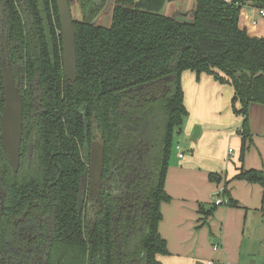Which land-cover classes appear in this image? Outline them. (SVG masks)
Instances as JSON below:
<instances>
[{"label": "trees", "instance_id": "1", "mask_svg": "<svg viewBox=\"0 0 264 264\" xmlns=\"http://www.w3.org/2000/svg\"><path fill=\"white\" fill-rule=\"evenodd\" d=\"M74 1L82 18L73 20L77 57L73 84H67L63 72L56 0H0L3 18L0 38L7 44V51L0 50V56L8 57L13 71L25 78L29 88L36 82L47 113L58 110L67 99L69 111L75 113L79 105L87 116L97 115L104 138L113 133L118 135L121 121L137 130L144 123L142 135L154 146L157 169L149 193L148 216L141 231L124 238L119 262L109 230L104 227L98 238L90 236L84 244L79 236L70 240L73 231H66L65 227L71 222V209L75 205L72 176L84 171L85 165L75 159L56 160L61 175L50 190L54 192L59 229L50 245L47 264H163L157 259V255L168 254L166 242L158 232L160 204L170 198L164 181L173 134L181 130L187 116L181 73L193 71L196 78L206 73L232 86V107L241 117L242 157L244 141L249 135V106L264 105V35L252 34L242 23V5L248 2L262 7L264 0H194L191 19L183 13L179 16L162 13L165 3L174 0H112L108 26L95 24L106 0L99 4L95 0H68L70 5ZM1 83L0 72V112ZM29 101L27 93L25 106ZM26 112L24 107L23 114ZM27 121L25 116L26 126ZM44 126L34 124L40 145L34 171L25 173L24 161H21L22 171L15 174L0 144V183L6 193L3 207L0 205L2 264H12L16 218L19 213L22 215L21 208L16 210L14 178H41L45 172L46 160L42 153L48 151V139ZM57 172L56 167L52 176ZM235 177L259 184L264 198V169H240ZM222 193L226 194L225 188ZM227 204L235 206L236 202L228 200ZM214 207L212 202L211 209Z\"/></svg>", "mask_w": 264, "mask_h": 264}, {"label": "flooded vegetation", "instance_id": "2", "mask_svg": "<svg viewBox=\"0 0 264 264\" xmlns=\"http://www.w3.org/2000/svg\"><path fill=\"white\" fill-rule=\"evenodd\" d=\"M100 2L101 0L98 2L95 0V4ZM72 4H75L80 11L76 1L71 3V8ZM112 6V0H106L104 8L96 16L95 21L101 14L111 15ZM81 18L80 11V19L77 20ZM2 19L0 16V30L3 29ZM0 41H2L1 52L4 48L7 51L6 42L4 43L2 38ZM2 56L8 63L15 81L19 82L22 97L19 166L15 172L12 171L20 174L21 161H24L25 173L34 171L38 166L37 156L40 155V145L37 142L38 133L34 129L35 123L45 125L48 139L46 144L48 151L42 153L46 160L44 175L41 178H14L16 210L21 208L22 215L20 216L19 213L16 218L17 231L11 247L12 264H47L50 245L57 237L59 229L56 222L54 192L50 187L61 175L56 160L67 158L75 159L85 165L84 171L72 176L73 188L76 189L75 205L71 209V222L68 223L67 228L65 227L66 231H73L70 233V240H76L79 236L84 244L90 236L98 238L100 229L104 227L105 230H109L116 259L120 262L124 238H130L136 230H142V223L148 216L151 203L149 193L157 165L154 160V146L142 135L145 124L143 123L137 130L135 126L129 127L127 123L121 121L117 131L119 134H109L108 138H104L97 115L93 113L87 116L79 105L76 106L75 113L69 111L67 99L59 105L58 110L52 109L47 113V108H43L41 103L42 98L39 96L36 82L33 81L29 88L25 78H22L19 72L13 71L8 57L1 54L0 60ZM66 81L69 85L75 82ZM27 93L30 101L25 106L24 97ZM24 107L27 109L26 115L23 114ZM25 116L28 119L27 126L24 124ZM110 122L115 123L112 115ZM74 126L76 127L73 129ZM95 143H99L97 149L102 147V168L99 177L91 179L90 155ZM56 167L58 172L52 176ZM5 196V191L0 190L1 207L4 205ZM118 245H120L119 249ZM0 264H2L1 260Z\"/></svg>", "mask_w": 264, "mask_h": 264}, {"label": "crops", "instance_id": "3", "mask_svg": "<svg viewBox=\"0 0 264 264\" xmlns=\"http://www.w3.org/2000/svg\"><path fill=\"white\" fill-rule=\"evenodd\" d=\"M193 8L194 0H174L164 5L162 13L166 16H179L180 13ZM110 16V13L107 16L101 14L95 22L97 25L108 26ZM241 17L242 23L248 26L252 34L264 35V19L258 16L257 7L245 4ZM187 18L191 19L190 14ZM181 85L183 103L188 110L185 133L190 134V124H198L199 133L196 137H201V143L200 146H194L190 156L183 155L178 158L182 160L179 167H167L164 189L170 198L160 204L161 219L158 232L165 240L168 252L179 255L184 264H193L199 260L201 262L197 264L207 263L202 259L203 252L198 249L204 247L207 237L211 246L219 244L217 250L211 248L213 255L208 261H212V264H264V258L260 255H264V198L259 184L244 180L248 191L252 188V194L242 191V197H238L241 203L228 194V200H234L236 205H215L212 209L215 210L213 215L211 210L200 206L213 190L212 184L206 178L205 168L209 167L201 162V150L207 149V154L211 153V159L217 162V152H213L209 145L213 139L216 141L218 133L222 132L221 128L226 126L222 116L223 107L220 104L224 100L219 97L223 85L206 73H201L196 78L195 73L189 70L181 73ZM222 97L225 99L223 95ZM241 130L240 125L236 131L237 135H231L233 132L223 133V139L217 141L227 143L229 139H234L239 143ZM263 132L264 105L252 103L248 110V136H251L250 133ZM194 162L203 164V170L197 171ZM247 167L245 166V169H252ZM243 168L239 167V170L237 168L233 172L238 173ZM250 207H253L255 212L248 213L253 209ZM257 215L263 221L260 228L255 227ZM207 222L213 227L212 232ZM157 259L163 264H168L165 255H157Z\"/></svg>", "mask_w": 264, "mask_h": 264}, {"label": "rangeland", "instance_id": "4", "mask_svg": "<svg viewBox=\"0 0 264 264\" xmlns=\"http://www.w3.org/2000/svg\"><path fill=\"white\" fill-rule=\"evenodd\" d=\"M72 11H73V14L76 15L75 17H79L80 19V11L77 9V6L75 4H72ZM190 11H192V9L182 12L185 18H187L189 14H191ZM105 16H107V14H105ZM221 84L223 85L222 87L223 90L222 92L219 91V94H220L219 97H221L222 100H224V102L220 104L223 107L222 116H223V119L225 120L226 126L221 128L222 129L221 133H218L217 139L219 140L223 139V136H222L223 133L227 134V132H230V133L233 132V134L231 135H237L236 131L237 129L240 128V125H241V117L239 114L234 112V109L232 107L233 88L230 84H227V83H221ZM221 94L224 96L225 99H223ZM234 106L237 109L238 103L236 102ZM187 119H188V113L181 123V130L173 134L171 153H170L169 162H168L169 164L168 166L170 168L179 167L180 162L182 161L178 159L177 157V151L175 148L176 144L180 146V151H183V155L185 156H190L193 153L194 146L195 147L200 146L201 137H196L195 139L192 138L196 128H199V125L190 124V134H187L185 133V126L187 123ZM250 134H251L250 137L248 136L245 138L242 157H241V145H242L241 137H239V143L236 142V140L234 139H229L227 143L218 142L217 139L216 141L215 139H213L210 142L211 144L209 145V148L212 147L213 152L214 151L217 152V162L211 159L212 157L211 153L207 154L208 153L207 149L201 150V153L203 154V158L201 162L205 163L206 165H208L207 167H209V168H205L207 171L206 178H207V181L212 184L213 190H211V192L208 194L209 198L205 200L204 202H202L200 206L206 210L207 209L211 210L212 215L215 213V210L211 209L213 197H220V198L223 197V199H226V201L228 202L227 195L230 194V196H232L239 203H241L238 197H242L243 195L242 191H246L248 194H252V188L248 191V187H246V182L244 180L235 179L236 178L235 175L237 174L233 172L235 169L238 168L239 170V167H244L243 169H245V166H248L247 168L252 167L254 169H264V132L260 134H252V133ZM229 149L231 150L229 151ZM193 165L197 169V171L203 170V164L194 162ZM231 168H232L233 173L231 172ZM224 188L226 189V194L222 193ZM227 202L225 205H228ZM251 208L253 207H250V209ZM197 210L199 209L197 208ZM249 212H255L254 208L248 211V213ZM207 224L209 223L207 222ZM262 225H263V221L260 219L259 215H257L255 219V227L257 226L258 228H260ZM209 228H210V231L212 232L213 227L210 225ZM211 248L212 246L210 242L208 241V237L206 238L204 247H198L199 251L203 252L202 259L204 262L208 261V259L212 257L213 251ZM260 255H261V258L263 259L264 255L263 254H260ZM165 257L168 259V262H167L168 264H184L183 263L184 260L180 258L179 255L171 254L170 252H168V254L165 255ZM200 262L201 260L194 261L193 264H197Z\"/></svg>", "mask_w": 264, "mask_h": 264}, {"label": "water", "instance_id": "5", "mask_svg": "<svg viewBox=\"0 0 264 264\" xmlns=\"http://www.w3.org/2000/svg\"><path fill=\"white\" fill-rule=\"evenodd\" d=\"M56 7L60 24L63 72L66 80L74 82L77 74V57L73 20L77 18L73 14L68 0H56ZM7 64L2 56L0 72L3 106L0 113V142L11 169L15 172L19 166V147L22 135V97L19 82L15 81ZM198 133L199 128H196L192 138L195 139ZM93 146L89 165L91 179L98 178L102 168V147L97 149L99 143H95ZM0 190L4 191L2 186H0ZM119 247L120 245H118V249Z\"/></svg>", "mask_w": 264, "mask_h": 264}, {"label": "built area", "instance_id": "6", "mask_svg": "<svg viewBox=\"0 0 264 264\" xmlns=\"http://www.w3.org/2000/svg\"><path fill=\"white\" fill-rule=\"evenodd\" d=\"M247 3L248 2H246L245 4H247ZM245 4L242 5V7L245 6ZM257 12H258V16L264 19V6L257 7ZM253 23H255V21H253ZM175 148H176V151H177V157L178 158H182L183 157V151H180V146L178 144H176ZM219 198L220 197H213V203L215 205L226 204V202H227L226 199H223V197L220 198V199ZM212 248H213V250H217L219 248V244L218 243L213 244ZM206 264H212V261H207Z\"/></svg>", "mask_w": 264, "mask_h": 264}]
</instances>
